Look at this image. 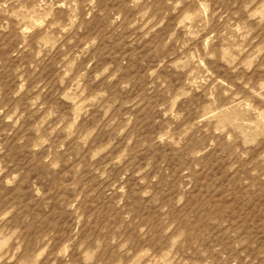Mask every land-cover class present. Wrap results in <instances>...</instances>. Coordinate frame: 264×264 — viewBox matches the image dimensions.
Returning a JSON list of instances; mask_svg holds the SVG:
<instances>
[{
	"label": "rangeland",
	"instance_id": "1",
	"mask_svg": "<svg viewBox=\"0 0 264 264\" xmlns=\"http://www.w3.org/2000/svg\"><path fill=\"white\" fill-rule=\"evenodd\" d=\"M0 264H264V0H0Z\"/></svg>",
	"mask_w": 264,
	"mask_h": 264
}]
</instances>
